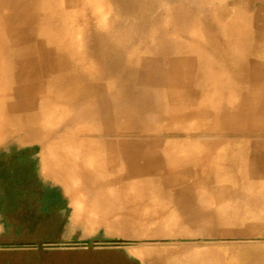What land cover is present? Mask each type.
<instances>
[{"label": "rangeland", "instance_id": "rangeland-1", "mask_svg": "<svg viewBox=\"0 0 264 264\" xmlns=\"http://www.w3.org/2000/svg\"><path fill=\"white\" fill-rule=\"evenodd\" d=\"M28 1L32 14L47 17L25 27L32 44L47 34L50 52L65 62L61 77L50 81L49 112L77 114L61 105L63 77L76 87L95 85L126 98L129 116L115 122L117 132L160 147L148 169L160 173L162 186L151 177L127 185L134 197L147 191L146 206L136 200L133 208L146 220L159 212L161 220L148 228L160 231L144 235L133 223L123 231L76 219L64 181L44 161L59 138L27 141L30 132L11 121L0 139V264H189L170 253L187 242L264 248V220L257 221L264 215L258 206L264 204V126L244 122L252 98L249 79L239 78L241 70L264 68V35L256 30L264 0H97V8L83 0ZM233 43L238 57L229 49ZM207 93L214 103L197 117ZM48 128L62 130L53 122ZM80 128L102 131L87 119L73 127ZM174 157L192 161V182L203 165L205 185H166ZM50 243L57 247L47 248ZM242 257L250 264L251 255Z\"/></svg>", "mask_w": 264, "mask_h": 264}, {"label": "bare ground", "instance_id": "bare-ground-1", "mask_svg": "<svg viewBox=\"0 0 264 264\" xmlns=\"http://www.w3.org/2000/svg\"><path fill=\"white\" fill-rule=\"evenodd\" d=\"M28 2L0 0V139L6 135V125L11 121H16L30 132L27 141L59 138L60 142L51 143L54 153L47 155L44 161L51 176L64 181L66 186L64 188L68 189L70 194L69 201L76 205V219L93 218L101 222L107 221L112 229L122 228L123 231H128L127 226L133 223L135 231L144 235L159 232L158 227L155 230L148 228L157 223L156 219L161 220L159 212L154 213L152 220H146L145 213L141 215L137 213L139 207L147 204V191L144 190L134 197L127 185L130 179L142 180L151 177L154 185L162 186L163 182L158 184L160 173L148 169L159 158L160 154L157 153L160 147L154 141H149L147 146L136 144L117 132L115 122L127 120L129 116L127 112H130V109H127L129 106L125 109L126 98L114 97L110 92L102 91L95 85L76 87V81L63 77L64 86L58 89L64 93L66 101L61 105L63 108L76 111L77 114L68 118L65 113L56 110L49 112L50 81L61 77L65 62L50 52L48 40L45 39L47 34L39 43L32 44L29 31L25 27L34 22L43 24L47 17L44 14L40 16L32 14ZM83 3L91 8H97L99 5L97 0H83ZM263 17L261 21L257 19L256 25L258 26L256 30L261 35H264ZM243 22H239L240 28L243 27ZM36 29L41 35L42 32L45 33L41 27ZM229 49L234 53V57H238L239 50H234V43L233 46L229 44ZM239 78L249 79L246 85L251 91L250 107H253L243 120L245 123L254 124V127H263L264 68L251 72L241 70ZM201 92L204 93L203 90ZM213 103L209 93L203 94L196 116H205V107ZM241 117L233 114L231 119L241 121ZM83 119L99 125L102 131L94 133L80 128L75 132L74 125ZM52 122L55 123V127L61 126L62 130L48 128V124ZM65 143L72 148V154L64 147ZM172 159L173 173L165 179L166 185L189 188L205 185L207 169L203 165L196 182H192L194 180L192 161L187 158L181 160L178 157ZM123 168L127 170L124 171ZM114 188L115 193L112 191ZM136 200H139V207L134 210ZM114 215L120 216L118 222L111 220Z\"/></svg>", "mask_w": 264, "mask_h": 264}, {"label": "crops", "instance_id": "crops-1", "mask_svg": "<svg viewBox=\"0 0 264 264\" xmlns=\"http://www.w3.org/2000/svg\"><path fill=\"white\" fill-rule=\"evenodd\" d=\"M258 206L264 207V204ZM261 217L263 218L257 219V221H263L264 215ZM200 238L204 237L198 236V239ZM188 243L189 246L187 245L184 248L177 247L175 251L170 253V256H175L176 263L178 262V258H180L182 260L184 259L189 264H242V256L251 255L252 259L249 261L250 264H264V248L256 247L245 249L240 245L223 246L216 243L206 245H199V243L203 242H187V244ZM205 253L207 255H205Z\"/></svg>", "mask_w": 264, "mask_h": 264}, {"label": "water", "instance_id": "water-1", "mask_svg": "<svg viewBox=\"0 0 264 264\" xmlns=\"http://www.w3.org/2000/svg\"><path fill=\"white\" fill-rule=\"evenodd\" d=\"M46 247H47V248H56L57 246H56V244H54V243H50V244H48Z\"/></svg>", "mask_w": 264, "mask_h": 264}]
</instances>
